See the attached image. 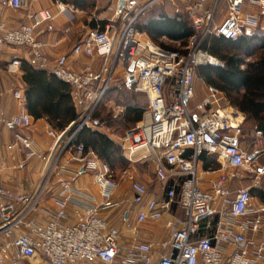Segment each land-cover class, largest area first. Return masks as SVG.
<instances>
[{"label":"built area","instance_id":"2783aa9c","mask_svg":"<svg viewBox=\"0 0 264 264\" xmlns=\"http://www.w3.org/2000/svg\"><path fill=\"white\" fill-rule=\"evenodd\" d=\"M35 1L0 0V9H24ZM108 1L114 6L112 21L120 22L90 29L72 46V54L90 59L79 70L69 68L67 55L50 59L46 54L49 44L37 38L36 28L55 16L48 9L38 10L32 24L16 27H8L0 15V52L8 47L24 48L30 65L70 86L78 114L76 131L92 126V113L107 90L118 83L115 75L119 70L121 85L144 93L147 99L140 119L120 138L122 154L129 162L140 153L144 159L152 157L164 194H149L146 184L135 180L126 168L123 173L131 195L118 196L120 183L110 167L95 157L91 160L93 153L84 152L81 144L70 145L74 133L63 147L68 148L70 158H54L58 143L75 123L71 121L59 133L49 131L55 145L46 157L38 155L59 187L52 198L53 209L41 207L37 195L0 186V264H264V206L252 208L250 187L233 191L230 185L243 180L253 186L261 184L264 166L256 162L259 152L254 151L255 158H251L252 154L241 148V122L234 109L221 105L217 88L208 86L200 101L193 107L188 104L194 96L195 67L221 65L202 48L204 41L213 36L234 40L258 27L259 17L264 16V0H180L194 29L181 50L165 49L134 29L133 23L147 8L146 3L154 0ZM221 1L226 8L217 22ZM246 4L258 13L244 14ZM56 9L73 18L72 7L58 2ZM95 58L100 59L98 68L93 64ZM21 63L14 57L10 65L19 68ZM165 86L172 88L168 94ZM115 109L123 111L121 105ZM2 123L27 128L31 117L21 113L7 120L0 111ZM20 141L30 149L28 138L20 137ZM203 153L219 165L207 170L216 173L207 190L199 187L196 175ZM71 161L91 172L98 198L73 186L80 169L70 170ZM66 173L70 178H65ZM173 207L182 210L184 217L174 214ZM130 209L136 213L134 222L128 219ZM32 213L45 218L38 221ZM251 213L254 215L249 219ZM207 216H215L216 222L211 232L202 233L203 228H211L209 222L202 227ZM162 219L168 238L160 243V253L152 242L139 238L138 228ZM249 232H260L261 239H250Z\"/></svg>","mask_w":264,"mask_h":264},{"label":"crops","instance_id":"0c3cea01","mask_svg":"<svg viewBox=\"0 0 264 264\" xmlns=\"http://www.w3.org/2000/svg\"><path fill=\"white\" fill-rule=\"evenodd\" d=\"M141 1L144 3L148 0ZM58 2L72 7L73 18H70L69 14L57 13L56 4ZM164 2V0H154L146 3L147 8L140 15V19L142 17L145 18L148 14H151V16L155 18L158 14L162 13L173 15L180 12L179 9L172 11V9L169 8L171 5H169L168 1L165 2V6ZM225 8V2L221 1L219 3L220 12L216 16L217 22L222 20ZM40 9H48L55 14V16L52 20L46 21L36 28L35 32L37 38L49 44L46 54L50 59H55L59 55H67L68 66L73 70H79L85 63L90 62V59L84 55L72 54V46L75 43L82 41L88 30L97 27L104 28L108 24H119L120 22L119 20L112 21L114 6L108 0H82L81 3H74L70 0H37L24 9H11L7 7L1 8L0 15L8 27H16L21 24H32L36 12ZM243 13L255 15L258 11L255 7H251L246 4L244 6ZM253 34L264 35V16L259 17V26L248 31L245 35ZM28 56V52L24 48L8 47L0 52V111L3 114V117L7 120L19 116L21 113H25L31 117V124L27 128H22L17 124L6 126L2 123L0 125V186L7 187L16 192H27L37 195L38 198L41 199V207L53 209L54 205L52 198L56 194L59 187L49 167L47 168L45 166L44 160L40 159L38 155L46 157L55 145V139L49 134V131H53L54 133H59L60 131L52 127L46 120L45 116L47 113L42 111L39 103L40 101L35 105V109L40 115L38 118H34L26 108V92L29 86L24 79V71L21 65L24 62L28 63ZM14 57L22 60L19 68H15L10 65V62ZM251 61H253L252 58L245 57L244 61L240 64V68L243 69L245 64ZM99 62L100 59H94L93 64L95 68L99 67ZM213 66L217 67L220 65ZM115 76L118 81L115 86H119L118 88H121L120 82L122 74L119 70ZM221 84L217 80L213 84L209 81V79H205L202 74L196 73L194 77V96L189 100V106L193 107L206 95L207 87L213 86L220 92L222 99L221 105L234 109L236 111L238 121L242 124L245 114L238 110L237 107L230 102V96L227 91L223 90L220 86ZM119 90H123L125 92L131 91L124 88ZM241 92L243 91L240 90V93ZM136 96L137 95H135V98H137ZM136 121L132 120L129 122L134 124ZM91 127L92 129L107 134L112 139V137L108 134V128L105 127L102 122L100 124L92 125ZM251 129L254 133H256L257 130L253 126ZM69 136L70 135L66 133V135L62 137L53 153L54 158L57 157L58 161L70 158L68 148H63ZM257 136L260 137V135ZM20 137L28 138L31 141L30 149H26L21 145ZM30 151L35 154L30 155ZM143 156L144 153H140L136 156L130 166L132 170L129 169V173L135 180L145 183L148 188L150 185L149 179L138 170L140 165L145 161ZM89 157L91 160H94L93 157L97 158L94 153ZM259 157L260 156H257V158ZM148 159L150 160L152 157H149ZM207 162H209L210 166L206 168L205 164ZM213 163L217 164V166H212ZM218 166V163L212 156L207 157L205 160H198L196 175L199 179L198 185L201 189H209V180L216 176V173L208 172V168H215ZM80 167L81 165L76 161H71L69 165L70 170H77L80 169ZM65 178H70V173H66ZM230 185L233 191L240 186L250 187L252 195V208L259 209L264 206V179L258 186L251 185L249 180L233 181ZM73 186L84 191L87 195H91L95 198L99 197L97 187L93 183L91 172L87 169H80L79 175L73 181ZM149 187H151L152 194L161 197L163 196V187L159 183H154L153 185L151 184ZM125 193L128 197L131 195L128 185H126ZM72 211L73 206L71 205L68 208V213L71 214ZM172 212L180 217H184V212L176 207H173ZM102 214L107 215L108 213L102 212ZM253 215V213L249 214L248 218L251 219ZM30 216L38 221H42L45 218L43 214L35 215L32 213ZM135 216V210L130 209L128 212V219L131 222H134ZM262 218L263 222L261 228L264 230V212L262 213ZM71 220H73V218ZM207 222L211 223V228H203L202 233L212 231L216 222V217H204L201 222L202 227H204ZM138 231L139 238L141 240L152 242L160 253L163 252L159 245L162 241H165L168 238L167 229L165 227V219L156 223H145L140 225ZM127 235L129 234L127 233ZM247 236L252 240L261 239L260 232H249L247 233Z\"/></svg>","mask_w":264,"mask_h":264},{"label":"trees","instance_id":"16d2710c","mask_svg":"<svg viewBox=\"0 0 264 264\" xmlns=\"http://www.w3.org/2000/svg\"><path fill=\"white\" fill-rule=\"evenodd\" d=\"M70 1L81 3L82 0ZM139 31L146 34L155 44L158 39L166 38L186 45L188 38L194 34L192 22L186 12H177L173 15L162 13L155 18L148 14L146 21L139 26ZM157 45L173 50L164 45ZM202 48L222 62V65L217 67L212 64L198 65L194 69V77L196 73H200L213 84L216 80L222 83L220 86L228 92L230 102L245 114L241 130L247 124L252 125L260 132L264 141V35H241L234 40L213 36L204 41ZM245 57H254V59L241 69L240 64ZM21 66L24 79L29 86L26 92V108L34 118L40 116L35 109V105L40 101L42 111L47 113L46 120L57 130L62 131L71 121H75L67 132L68 135L74 133L70 145L81 144L84 152L94 153L97 159L106 163L111 170L127 166L128 162L122 154L120 143L115 142L107 134L88 126L76 131L78 114L72 103L70 86L67 83L51 73L34 68L29 63L24 62ZM118 87L112 86L108 89L103 100L110 92L124 88L122 85L121 88ZM240 90L243 92L240 93ZM142 111L143 108L128 105L125 116L129 121H136L140 119ZM93 113L91 116L93 125L104 122L97 119V115ZM209 156L203 153L199 159L205 160ZM209 166L207 162L205 167ZM212 166L217 164L213 163Z\"/></svg>","mask_w":264,"mask_h":264},{"label":"rangeland","instance_id":"374dc122","mask_svg":"<svg viewBox=\"0 0 264 264\" xmlns=\"http://www.w3.org/2000/svg\"><path fill=\"white\" fill-rule=\"evenodd\" d=\"M165 2L168 1L169 5H171L172 11L175 9H179L180 12H186L184 9V3H182L180 0H164ZM164 2V6H165ZM167 5V4H166ZM147 17V15H146ZM146 17H142L140 19L135 20L133 23L134 29L139 31V26L142 25L146 21ZM140 32V31H139ZM141 33V37L144 39H149L147 38V35ZM150 40V39H149ZM157 44L164 45L167 47H170L172 49H177L181 50L184 48V45H182L179 41H171L166 38H160L156 42ZM254 59V57L252 58ZM251 60V59H249ZM172 89V88H171ZM169 88V90H171ZM168 86H165V94L169 93ZM135 95H137L135 98ZM147 99L144 93L141 92H133V91H112L110 92L103 102L96 108L93 114L97 115V119L100 121H104L102 124L108 128V134L112 137V139L119 143L120 138L124 134V132L133 124L129 122L127 116H125V111L126 107L128 105H133L134 107L137 108H145ZM115 105H121L123 107V111H118L115 109ZM93 125V124H92ZM252 126L247 124L245 128L242 130L239 142L241 148L246 151L247 153L252 154L254 151H258L260 156L259 158L256 157V162L259 165H264V142L261 140V136H257L254 131H252ZM251 129V131H250ZM99 160V159H98ZM100 161V160H99ZM128 162L127 166L124 168L116 167L115 169L112 170V173L114 177L116 178L117 181H119L120 186L117 191V195L120 197H125L126 196V185L128 184V181L124 177V170L132 168L130 167L132 162ZM101 162V161H100ZM155 163L152 159H145L143 164L140 165L139 171L149 179V184L153 185L154 183H158L155 177ZM153 170V171H152ZM264 179V175L262 176V180ZM261 180V181H262ZM148 184V185H149ZM149 185V186H150ZM149 194H152L151 187H149ZM116 211L112 213V216L115 215Z\"/></svg>","mask_w":264,"mask_h":264},{"label":"water","instance_id":"95a60500","mask_svg":"<svg viewBox=\"0 0 264 264\" xmlns=\"http://www.w3.org/2000/svg\"><path fill=\"white\" fill-rule=\"evenodd\" d=\"M119 5H120V7L123 5V1H121L120 3H119ZM132 69V65H130L129 66V70H131ZM251 158H255V155L254 154H252L251 155Z\"/></svg>","mask_w":264,"mask_h":264}]
</instances>
